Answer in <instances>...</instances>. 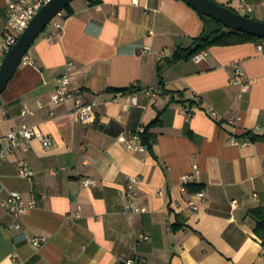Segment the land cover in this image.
I'll return each mask as SVG.
<instances>
[{
  "label": "crops",
  "instance_id": "obj_1",
  "mask_svg": "<svg viewBox=\"0 0 264 264\" xmlns=\"http://www.w3.org/2000/svg\"><path fill=\"white\" fill-rule=\"evenodd\" d=\"M96 1H74L58 19L61 34L51 23L28 53L34 63H22L0 96L5 150V136L22 128L53 141L47 148L33 139L29 150L0 159V264H264L256 234L264 221V140L243 136L264 137L259 42L214 46L199 63L197 54L177 62V50L194 47L206 30L186 2ZM214 1L264 22V0ZM6 23L0 0V47ZM237 63L248 90L231 84ZM66 73L72 91L100 102L92 123L78 119L74 100L52 102ZM184 107L197 110L190 121ZM157 119L148 150L129 151L130 135ZM19 160L34 169V180L21 178ZM129 177L141 179L135 205L148 209L132 219L121 199ZM86 178L97 186L87 187ZM190 185L203 187L205 197ZM15 191L38 205L21 216L10 212L3 202Z\"/></svg>",
  "mask_w": 264,
  "mask_h": 264
},
{
  "label": "built area",
  "instance_id": "obj_2",
  "mask_svg": "<svg viewBox=\"0 0 264 264\" xmlns=\"http://www.w3.org/2000/svg\"><path fill=\"white\" fill-rule=\"evenodd\" d=\"M52 0H6L7 5V23L5 27L4 39L5 43L0 47V60H2L6 54L17 44L22 34L27 30L32 20L38 14V12L46 4ZM64 17V12L60 13L53 21L58 34H61L63 29L62 21L58 20L59 18ZM259 49L264 53V39L259 42ZM144 52H148L147 49ZM208 56L207 51H202L198 53L194 61L199 63L202 60L206 59ZM22 63L24 64H33L34 60L30 56L26 55ZM71 74L66 73L59 79V88L55 94L52 96V102L56 105L61 104L68 100L75 101V114L78 119L84 123H92L96 118L97 110L100 106L99 101L86 102L79 91H72L70 87ZM231 84L241 85L244 90H248L251 87V82L247 76V73L243 69L242 65L237 63L234 65V73L231 77ZM146 93L151 97H156L157 92L154 89L146 90ZM105 94L101 93L97 97L102 99ZM169 103L172 101L171 98L166 99ZM184 111L187 115V120L190 121L195 113L196 109L184 107ZM210 114L214 117H218L217 113L210 108L208 110ZM26 114V111L24 112ZM233 123L234 120H231ZM145 130H139L130 135V139L127 144V148L131 152H144L148 150V145L144 144L142 139V134ZM5 138L9 141V149L5 150L3 148L4 138L0 137V159L7 158L9 153L15 152L18 148L24 147L25 150L30 149V142L33 139H41L45 147L49 148L53 145L52 139L38 131L34 128H22L19 130L12 131L8 133ZM234 145L246 146L248 142L246 141H234ZM19 174L21 178L32 181L36 177V172L34 169L26 163L24 160L18 161ZM83 183L87 187L97 186L98 182L92 178L84 179ZM141 185V179L139 177H129L127 186L121 195L123 200V212L131 219L136 214L146 213L147 208L139 207L135 205L136 200L139 197V187ZM186 189V187H185ZM161 194V193H160ZM196 197L203 199L205 193L202 191L196 195ZM38 205L37 200L32 199L27 201L21 192H12L9 197L3 202V206L8 209L10 212L14 213L17 216L25 214L28 210L35 208ZM191 205L195 210L199 207L195 202H191ZM82 209L80 208L77 212V218H81ZM21 225H18L17 228H21ZM145 240H148L147 237H144ZM45 242V238H35L33 243L35 246H41ZM125 264H142L136 263L134 260H128Z\"/></svg>",
  "mask_w": 264,
  "mask_h": 264
},
{
  "label": "water",
  "instance_id": "obj_3",
  "mask_svg": "<svg viewBox=\"0 0 264 264\" xmlns=\"http://www.w3.org/2000/svg\"><path fill=\"white\" fill-rule=\"evenodd\" d=\"M74 1L76 0H52L41 8L17 44L3 59L0 66V96L7 89L36 40L52 21ZM183 1L195 9L205 21L206 36H209L212 32H220L224 28H228L232 31L247 33L264 39V22L262 21L239 14L214 0Z\"/></svg>",
  "mask_w": 264,
  "mask_h": 264
},
{
  "label": "trees",
  "instance_id": "obj_4",
  "mask_svg": "<svg viewBox=\"0 0 264 264\" xmlns=\"http://www.w3.org/2000/svg\"><path fill=\"white\" fill-rule=\"evenodd\" d=\"M96 2L99 1L97 0ZM64 13H65V17L72 13L71 5L66 7ZM262 40H263L262 38L255 37L247 33L232 31L228 28H224L220 32H212V34H210L209 36H206V30H205V33L195 41L194 47L188 49H184V48L178 49L174 59L177 62H180L182 60H188L194 57L199 52L214 46H234V45H241L252 42H260ZM172 97H173V101H176V97H174V95H172ZM191 104L194 105L195 103H191ZM158 121L159 119L153 122V124H151V126L148 129H146L145 132L142 134L143 142L144 144L148 145V147L151 146V142L153 140V136L152 134H150V128L156 126L159 123ZM243 136L248 137L252 142H258L260 140H264V137L254 135L252 132H247ZM188 190L191 193L197 195L198 193L202 192L204 188L195 185H190L188 187ZM181 227L182 225H179L175 229L178 228L180 229ZM256 234L261 239L264 246V221L259 222L257 224Z\"/></svg>",
  "mask_w": 264,
  "mask_h": 264
},
{
  "label": "rangeland",
  "instance_id": "obj_5",
  "mask_svg": "<svg viewBox=\"0 0 264 264\" xmlns=\"http://www.w3.org/2000/svg\"><path fill=\"white\" fill-rule=\"evenodd\" d=\"M5 58V57H4ZM3 62V61H2ZM2 62H1V64H2Z\"/></svg>",
  "mask_w": 264,
  "mask_h": 264
}]
</instances>
